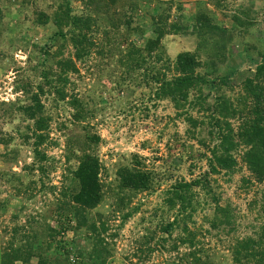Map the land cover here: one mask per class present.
I'll return each instance as SVG.
<instances>
[{
    "label": "rangeland",
    "instance_id": "rangeland-1",
    "mask_svg": "<svg viewBox=\"0 0 264 264\" xmlns=\"http://www.w3.org/2000/svg\"><path fill=\"white\" fill-rule=\"evenodd\" d=\"M67 13L90 18L81 59L71 38L82 36L58 35ZM156 16L165 34L149 53ZM184 51L208 83L176 105L157 93ZM263 57L264 0H0V264L38 253L48 264H260L264 179L246 162L258 142L242 134L264 127L250 93L264 87ZM34 96L46 122L36 148L23 111ZM85 152L99 161L102 199L80 212L71 194ZM123 168L143 171L149 189H121ZM247 240L257 258L235 255Z\"/></svg>",
    "mask_w": 264,
    "mask_h": 264
},
{
    "label": "trees",
    "instance_id": "trees-1",
    "mask_svg": "<svg viewBox=\"0 0 264 264\" xmlns=\"http://www.w3.org/2000/svg\"><path fill=\"white\" fill-rule=\"evenodd\" d=\"M64 3L67 4V0H64ZM68 8V7H67ZM70 13V12H69ZM65 14V20L63 21L65 26L69 25V29L66 30H60L58 35H60L62 38H65L66 35L70 33L77 32L78 37L82 36L80 38L73 37L71 38V42L73 46L77 48V59H81L84 56V52L86 51L85 48L81 47L80 43L82 42V39L85 40V36L82 34L83 29L88 27V20L90 19L89 16L87 18L82 19V16H76L71 14ZM153 25H155L154 33L156 35V38L154 40L149 39L147 46L144 50H147V52H151L159 47L160 40L163 38L165 32H163L162 29H164L161 25H158L159 22L162 21V19L159 17L152 18ZM90 21V20H89ZM163 22V21H162ZM174 31H176L175 26L171 27ZM170 28V32H171ZM213 30L219 31L216 26L212 27ZM64 31V32H63ZM222 34H218L219 39L224 40L225 37ZM167 34V32H166ZM79 41V44H78ZM81 41V42H80ZM89 46V44L87 45ZM46 51V50H45ZM44 51V52H45ZM46 53V52H45ZM159 60V57L157 58ZM72 61V60H71ZM67 62L64 63H58L61 64V69H65L67 67H70V63L67 66ZM174 65L176 71H178V75L175 76L170 81H163L159 88V93L157 95L159 97H169L171 101H173L176 105H179L181 102H185L187 100L188 94L192 90H198L200 91V84L201 83H208V80L205 79L201 74H198L195 69L201 66V63L199 62L196 54L194 52H188L184 51L181 53H178L174 60ZM264 73V57L262 59V62L256 66L255 74L263 75ZM45 77H47V73H44ZM259 79V78H257ZM211 83H214L213 81ZM57 96L59 99H63V93L60 90L56 91ZM251 95L257 99L256 102V113H264V109L260 110V107L264 105V87L261 85H256L251 90ZM34 101L33 106H27L23 109L24 113L31 119H34V128L33 131L35 134V148L38 147L40 144H42L46 139V122L44 118L40 115V113H36L33 110L34 106H37L38 108L39 103L36 100V96L32 97ZM75 108L76 113L74 114V118L76 120L83 119L84 109L81 107H78L79 104L77 100L73 98V100L70 102ZM264 115L259 117L258 120H263ZM42 132V133H41ZM242 136L247 137V140L249 143L253 145L254 141L258 142L257 144V152L251 151L247 154V164L249 169L255 176H257L259 179H264V127L262 126H253L250 128V131L245 130L244 134ZM88 141L90 143H97L99 141L98 136H88ZM81 144V143H80ZM82 149L84 147L80 146ZM35 153H37V150H34ZM39 159L45 160V156L41 155ZM231 160L222 159L219 157H216L215 164L219 168H229L232 165ZM215 166H213V172H215L214 169ZM99 168L100 164L99 161L91 154L85 152L81 154L78 157V166L76 170L73 172V178L76 181L78 188L73 195L71 194V198L75 204L79 206L80 212L86 211L88 209L96 207L102 199V189H101V182L99 180ZM119 176V187L124 190H132V191H145L148 190L150 187V180L149 177L141 170L137 169H127L123 168L118 172ZM223 213H225V210H221ZM78 214V213H77ZM79 215V214H78ZM68 222L63 226V223L59 222V227L57 229L56 233L64 234L66 232V225H69ZM58 235V234H57ZM264 245V243H263ZM41 245H37L36 247H40ZM243 253L241 251H236L235 255L237 257H240L241 255L243 257H253L257 258L255 255V242L253 240H247L245 244L242 246ZM262 250L259 254L262 259L259 261L260 264H264V246H259ZM56 250L51 251V253H54L51 257L54 259L61 257V254L59 253L60 245L56 244L54 246ZM26 249V248H25ZM42 250L43 248L40 247ZM105 249V248H102ZM27 252H30L28 249ZM43 251V250H42ZM31 255V254H28ZM47 256H40L38 253L37 256V262L35 264H48V259H50V256L46 259ZM18 260H21L20 257ZM22 264H30V258L23 257L20 261ZM30 262V263H29ZM3 264H11V259L8 258L5 261L2 262ZM50 263V262H49ZM32 264V263H31Z\"/></svg>",
    "mask_w": 264,
    "mask_h": 264
}]
</instances>
